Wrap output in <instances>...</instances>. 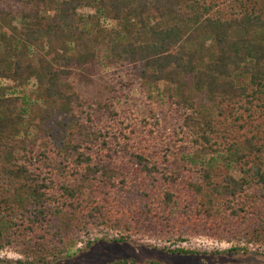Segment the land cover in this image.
I'll return each instance as SVG.
<instances>
[{
  "label": "trees",
  "instance_id": "trees-1",
  "mask_svg": "<svg viewBox=\"0 0 264 264\" xmlns=\"http://www.w3.org/2000/svg\"><path fill=\"white\" fill-rule=\"evenodd\" d=\"M53 1L54 11L40 14L39 8ZM83 3L0 0V20L38 18L43 23L23 27L18 40L50 42L57 33L81 32L76 12ZM86 5L123 29L129 22L136 27L130 36L118 29L105 35L115 70L103 101L83 100L61 88L73 55L51 54L44 63L39 57L38 65L9 64L8 56L0 68V81L37 76L32 87L48 103L39 105L34 134L16 111L19 95L0 96V250L27 255V264L43 263L67 256L84 235L102 229L113 232L106 240H142L153 248L157 241L159 250L178 254H204L172 245L197 236L229 243L224 251L233 254L246 252L248 245L263 246L264 0H92ZM163 16H174L179 24L147 22ZM123 67L148 86L158 81L166 89L173 86L175 93H167L168 133L152 107L146 106L148 117L127 110L120 115L116 104L131 83ZM240 76L250 88L235 81ZM198 97L218 110L200 126L193 113ZM221 118L226 125L216 130ZM105 234L95 239L104 240ZM111 264L160 263L123 257Z\"/></svg>",
  "mask_w": 264,
  "mask_h": 264
},
{
  "label": "rangeland",
  "instance_id": "rangeland-1",
  "mask_svg": "<svg viewBox=\"0 0 264 264\" xmlns=\"http://www.w3.org/2000/svg\"><path fill=\"white\" fill-rule=\"evenodd\" d=\"M91 1L85 0V3L77 8L76 13L79 16V21L77 17L76 20L81 26V32L75 36L57 33L53 38L54 40L50 42L42 40L43 42L38 44H29L18 40V35L20 36L19 33L23 27L33 28L43 23L38 18L29 21L27 19L26 21L16 16L10 23L0 20V24H4L6 28L5 36L0 34V40L4 43V46H1L3 44L0 43V68L7 66L6 60L9 59L8 56H10L9 64L13 61H18L22 64L30 62L38 65L37 60L39 57L44 63L51 59V54L56 56L61 53L66 56L73 55L76 60L70 63V73L65 79L63 77L61 88L67 93L74 91L83 100L103 101L106 96L107 79L111 71L115 70V66L107 54L108 49L104 43L106 41L105 35L107 32L118 29L122 36H125L126 33L130 36L134 33L136 27L129 22L123 29L119 24L102 14L94 15L95 9L86 5V2L90 3ZM54 7V1L52 3L48 2V6L39 8L42 11L40 14L45 16L47 14L44 13L48 12L50 15L54 11ZM11 8L17 9L14 5ZM87 13L92 14L94 18H87L85 16ZM155 21L162 26L165 24H179L174 16H163L162 18L147 20L148 23ZM8 45H11L12 49H8ZM123 68L121 72L125 81H130L131 83L129 94L116 104V107L120 109V115L123 117L124 113L122 114L121 112L127 110L138 118L148 117L146 106L152 107L159 116L160 129L168 133L170 124L165 120V112L168 108L166 106L168 102L167 93H175L173 86H169L171 88L166 89L164 81H158L148 86L145 82L138 81V78L134 74H130L126 67ZM34 76V74L33 76L23 74L20 78L0 81V96L9 93L19 95L20 106L16 111L22 115V126H26V131L29 133L30 131L36 133L34 123L38 122L37 116L41 112L40 108L48 105V103L41 100L36 87H32V84L36 85L37 82V76ZM235 81L239 85H248L247 87L250 88L249 84H247L246 76H240ZM32 90L33 92H31ZM196 102L194 110L197 111L193 112L196 117L194 124L200 126L199 122L213 117L218 110L215 108L214 103L207 105L201 97H198ZM39 105L42 106L39 107ZM226 118L228 119L229 116ZM225 125V120L221 118L220 121L216 122L215 129H222ZM26 131L21 134L26 135ZM106 231L108 234H105L107 236L104 240L95 239L103 236ZM112 236L113 232L109 230L90 231L86 236L82 237L80 242H76L70 247V253L67 256L62 255L58 258H50L43 263L37 264H111L112 261L123 257L134 259L136 263L152 259L160 264H264V245H248L246 252L233 254L224 251L229 247V243L197 236L170 244L174 247L204 251V254H178L159 250L158 245L160 242L157 241L155 243L156 248H153L145 245L142 240L140 242H113L106 240L107 237L110 239ZM85 242H88L86 247ZM150 243L153 244V241L151 240ZM215 252L217 253L215 254ZM4 258L17 259L19 262H4ZM0 259V264H27L26 262L29 261L30 257L6 248L0 250Z\"/></svg>",
  "mask_w": 264,
  "mask_h": 264
}]
</instances>
